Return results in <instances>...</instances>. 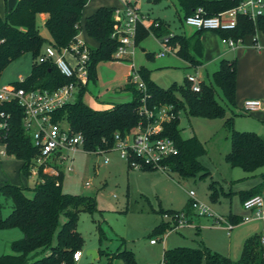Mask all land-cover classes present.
Listing matches in <instances>:
<instances>
[{
	"label": "trees",
	"instance_id": "trees-1",
	"mask_svg": "<svg viewBox=\"0 0 264 264\" xmlns=\"http://www.w3.org/2000/svg\"><path fill=\"white\" fill-rule=\"evenodd\" d=\"M88 0H15L10 8L0 14V74L6 65L30 52L34 57L31 73L23 82L14 81L17 86L25 89H54L65 83L64 77L56 67L47 62L36 61L46 44L69 47L79 39L82 9ZM182 18L200 7L208 15L216 14L236 4L237 0H175ZM114 7L99 6L85 19V29L89 37L96 42L95 47H88L89 72L88 82L96 77V64L110 60L117 47L115 39L110 37L115 20ZM43 13L45 26L49 33L48 42L40 34L36 18ZM158 21V25L153 24ZM148 27L138 25L135 41L148 31H152L159 39L169 33L168 24L160 19L153 20ZM258 28L264 36V13L259 15L254 23L245 16L237 17L236 26L229 30H214L220 36L241 38ZM203 29L186 30L172 33L170 44L177 54L193 64H201L202 53L200 33ZM145 83L146 106H171L174 117L162 122V134L174 139L178 147L177 154L166 159L168 169L188 175L201 165L197 157L205 151L203 144L195 136L183 137L180 134L179 112L185 110L190 115L207 117H222L223 126L229 132L230 150L226 160L231 166H240L244 171L253 172L258 168L260 180L246 190L239 191V197L245 198L261 194L264 196V138L252 131H239L233 127L234 114L226 115V108L216 99V89L212 82H199V90L190 88L189 81L173 82L167 87H161L153 82L147 72L140 70ZM130 75L123 89L132 94L130 100L112 102L103 108H93L82 100V94L87 84L77 90V98L68 101L52 112V120L66 119L68 127L73 132L83 135V148L89 152L109 151L114 144V135L126 136L134 133L138 127L146 124L144 115L139 111L140 89L129 82ZM213 81L228 104H235L236 60L221 58L218 67L213 71ZM87 82V83H88ZM0 110L9 114V126L2 141L8 154L21 161L19 172L24 177L30 175V166L39 150L33 146L28 133L23 128V112L15 102L0 103ZM133 160L140 161L133 156ZM127 165L130 167L129 163ZM142 169H156L142 165ZM63 172L49 174L38 167L37 180L33 187V195L24 193L26 186L5 181L0 184V195L9 201L10 212L2 218L1 209L4 202L0 200V226L16 225L22 231V236L11 242L12 252L0 255V264H74L72 253L81 248L82 236L76 228L78 215L81 211L96 210L95 200L91 196L66 193L62 190ZM58 182V184H56ZM213 186V185H212ZM216 190H214L215 193ZM191 200L187 202L184 211L187 215ZM163 211V210H161ZM173 214L179 211H164ZM163 212V213H164ZM60 215L65 219L59 223ZM241 217L232 215L231 222L240 221ZM172 224L161 220L150 232L158 234L165 232ZM57 229L56 243L53 244ZM115 257L122 264H135L133 252L128 249L118 250ZM160 264H264V246L260 242V234L246 238L241 252L232 259L218 251L211 250L202 241L196 246L175 245L163 249Z\"/></svg>",
	"mask_w": 264,
	"mask_h": 264
},
{
	"label": "rangeland",
	"instance_id": "rangeland-1",
	"mask_svg": "<svg viewBox=\"0 0 264 264\" xmlns=\"http://www.w3.org/2000/svg\"><path fill=\"white\" fill-rule=\"evenodd\" d=\"M14 1L0 0V14L3 15L5 9L10 8ZM262 2L261 9L264 12V0ZM122 5V0L86 2L78 32L79 40L84 46H96L95 40L89 37L85 29L86 17L99 6H112L120 10ZM135 5L139 8L141 21L147 27L152 19L156 18L167 23L168 30L172 33L180 32L182 24L186 30L191 28L183 22L175 0H138ZM45 17V14H38L36 23L40 34L48 42L49 33L45 26ZM253 37H257L259 46L253 43ZM263 38L262 32L256 27L255 31L246 34L243 42H239L237 46L246 45L250 41L259 49L260 40ZM201 42L202 60L205 64L198 69L197 75L203 78V81L214 84L216 99L226 108V115L234 114L235 129L252 131L264 138V120L255 116L254 111L241 110V102L237 98L234 105L228 104L221 89L213 81V71L223 57L221 51L227 49L221 42V36L214 30L203 29ZM160 49L159 39L152 31H148L137 40L133 48L129 47V57L98 62L95 67V80L87 83L82 100L91 107L101 108L112 102L131 99V92L123 89L126 76L138 74L140 70L147 72L150 79L161 87H167L173 82L182 83L187 73H196L186 60L174 52L157 55ZM228 50L224 57L234 58L233 50ZM33 61L32 54L26 52L9 62L0 74V86L29 76ZM76 94L77 92L70 101L77 98ZM179 117L181 136L195 135L205 149L197 157L201 166L191 174L181 175L171 169L146 170L129 167L119 151L114 148L99 152L79 149L71 154V161L62 164V190L66 193L91 196L96 206L93 212L81 211L78 215L76 228L82 236L81 257L74 264H122L120 258L114 255L123 249L133 252L135 264H160L163 249L174 245L193 246L196 244L192 239L198 238L203 239L212 249L236 259L246 238L258 231V227L254 225L262 224L261 220L239 221L231 224L229 228L227 217L231 214L242 217L250 213L243 207L239 191L250 188L260 180L259 171L262 167L247 172L240 166L230 165L226 160V154L230 150L229 132L223 126L222 117L190 115L183 109L180 110ZM59 125L67 128L68 122L63 118ZM0 149L5 148L1 146ZM8 160L11 163H8ZM68 164L71 165V170L65 169ZM19 165V159L1 155L0 184L5 181L23 184L26 186L25 195L31 197V188L37 176L20 175ZM86 181L89 182L88 185L85 184ZM0 200L4 202L1 209V217L4 218L10 212V205L1 195ZM190 200L196 201L207 211L201 213L199 207L191 205V218L183 227L168 233L150 235L153 227L165 220L164 211H181ZM217 216H220L221 220L217 221ZM64 219V215H60L59 223ZM201 224L205 225L196 228ZM217 225H223L225 228L216 229ZM56 235L57 229L53 244L56 243ZM21 236L22 231L18 226L1 225L0 255L12 252L11 242ZM150 238H155L156 242L151 243ZM89 250L95 252L94 257L88 253Z\"/></svg>",
	"mask_w": 264,
	"mask_h": 264
},
{
	"label": "built area",
	"instance_id": "built-area-1",
	"mask_svg": "<svg viewBox=\"0 0 264 264\" xmlns=\"http://www.w3.org/2000/svg\"><path fill=\"white\" fill-rule=\"evenodd\" d=\"M138 0H122L123 5L120 10L114 9L113 18L115 23L110 37L115 39L117 47L112 53V58L130 56L129 47L134 46L138 25L141 22L139 8L135 5ZM262 0H237L236 4L222 10L216 14L208 15L200 7L194 12L183 17V22L197 29L229 30L236 26L237 17L245 16L254 23L259 15L263 14L261 7ZM116 13V14H115ZM155 26L158 21H154ZM172 33L159 38L161 49L157 55H165L173 51L169 38ZM241 38L221 36V42L230 48L237 46ZM253 43L257 46V37H253ZM79 39L69 47L57 48L52 44H46L41 53L37 55L36 61H47L53 64L56 69L68 80L54 89L32 88L25 89L17 86L14 82L0 86V103L15 101L23 112V128L28 133L30 140L38 150L39 154L33 159L30 166V174L37 176L39 166L49 174L63 172V163L71 161V154L83 148V135L80 132H73L69 127L62 128L58 121L52 120V112L63 106L77 92L81 85L87 84L89 72L88 48ZM186 80L190 83V88L194 91L199 90L198 76L196 73L186 74ZM25 77H20L17 82H23ZM129 82L135 85L142 92L139 98V111L144 115L146 124L126 136L114 135L112 149H117L121 157L129 163L130 167L141 168L148 165L161 170L168 169L166 159L177 154L178 147L173 138L162 134V122L174 117L171 106L153 107L148 109L146 106L145 83L140 75H130ZM241 108L244 111L256 109L264 110V95L256 98H245ZM9 126V114L0 110V144L5 143L2 138L5 136ZM89 152V151H88ZM0 154H8L6 149L0 150ZM138 157L140 161H135L132 157ZM106 162V159H104ZM66 170H71L70 164L66 165ZM58 184V182H56ZM89 184L88 181L85 182ZM190 194H193L190 192ZM243 207L250 211L241 217L240 221L246 222L253 219L264 222V196L254 194L245 198L242 202ZM193 207H199L201 213L207 210L199 206L196 201H191ZM172 226L165 233L176 230L183 226L188 220L184 211L173 214H164ZM221 220L220 216L216 217ZM231 227V223H228ZM150 242H156L155 238H150ZM260 242L264 246V223L260 233ZM74 261L81 257L80 249L72 253Z\"/></svg>",
	"mask_w": 264,
	"mask_h": 264
},
{
	"label": "crops",
	"instance_id": "crops-1",
	"mask_svg": "<svg viewBox=\"0 0 264 264\" xmlns=\"http://www.w3.org/2000/svg\"><path fill=\"white\" fill-rule=\"evenodd\" d=\"M147 1H150V0H147ZM115 9V8H114ZM40 14H43V13H40ZM153 20H157L156 18L155 19H152L151 22H153ZM150 22V23H151ZM182 24V23H181ZM139 26H142V27H147L145 26V24L141 21ZM195 28L191 27L189 30H193ZM182 31H186V29L183 27V24H182V29L180 30V32ZM201 34L202 32L200 33V41H201ZM258 41V40H257ZM137 41H135L136 43ZM243 42V40L241 41ZM260 43H261V47L259 49L255 48L250 41H248V43L246 45H241V46H236L234 48H230L228 46H226L227 49H224L223 51H221V55H223V57L221 58H226L224 57V55L229 52L228 49H231L233 50V55H234V58L232 59H235L236 60V78H235V98H237L241 103L239 104V108L241 110H243L241 108V104H242V101L245 99V98H256V97H261L264 95V38L260 40ZM201 45H202V42H201ZM45 46V45H44ZM43 46V47H44ZM43 49V48H42ZM174 53L177 54L176 52V49L173 47V51ZM202 52H203V45H202ZM129 57V56H128ZM182 58V57H181ZM220 58V59H221ZM200 61H201V64H199L198 66H194L192 65L191 63H188L189 66H191L194 71L196 72V74H198V69L199 68H202L204 67V62L202 60V53L199 57ZM227 59V58H226ZM185 60V59H184ZM220 61V60H219ZM216 66V65H215ZM218 67V65H217ZM216 67V68H217ZM189 74V73H187ZM148 77H149V74L147 73ZM128 76V75H127ZM126 76V77H127ZM186 76V75H185ZM184 76V78H185ZM198 76V75H197ZM150 78V77H149ZM198 79L200 81L203 80V78L199 77L198 76ZM152 80V79H151ZM153 81V80H152ZM127 82V80H126ZM154 82V81H153ZM156 83V82H155ZM126 84V83H125ZM157 84V83H156ZM158 85V84H157ZM170 85V84H169ZM128 91V90H127ZM75 95V94H74ZM131 98H132V94H131ZM130 100V99H129ZM108 106L105 105L103 107H106ZM101 107V108H103ZM93 108H98V107H93ZM254 111V114L255 116L259 117V118H262L264 120V110L262 109H256V110H253ZM2 145L0 144V147ZM1 150V149H0ZM1 155L3 154H0V157ZM6 156L8 157H14L13 155L11 154H5ZM8 163H11L9 160H8ZM20 165H21V161H20ZM19 165V167H20ZM18 172H19V168H18ZM19 174L21 175V173L19 172ZM31 175V174H30ZM191 215V214H190ZM187 215V218L188 220H190L191 216ZM233 214L229 215L227 217V220L233 224V223H236V222H231L230 221V217L232 216ZM253 220H257V219H253ZM252 221V220H250ZM250 221H246V222H250ZM262 221V220H261ZM239 222V221H237ZM263 221H262V224H258L257 226L254 225L255 227H258V231L254 234H260L261 233V229L263 227ZM158 224V223H157ZM205 224H201V225H198L196 226V228H199L200 226H203ZM183 227V226H181ZM181 227H179L178 229H180ZM216 229H220V228H225L223 225H217V227H215ZM177 230V229H176ZM253 235V234H251ZM249 235V236H251ZM248 236V237H249ZM195 244L197 245V243H199V241H202L207 247H209V245H207L203 239L201 238H198V239H192ZM196 245H193V246H196ZM175 246V245H174ZM243 246V245H242ZM211 250H215L217 251L216 249H212L211 247H209ZM220 250V249H219ZM219 252V251H218ZM229 252H230V249H229ZM221 253V252H220ZM231 253V252H230ZM224 255H227L225 253H222ZM229 256V255H227ZM230 257V256H229ZM231 258V257H230Z\"/></svg>",
	"mask_w": 264,
	"mask_h": 264
},
{
	"label": "water",
	"instance_id": "water-1",
	"mask_svg": "<svg viewBox=\"0 0 264 264\" xmlns=\"http://www.w3.org/2000/svg\"><path fill=\"white\" fill-rule=\"evenodd\" d=\"M88 253L91 254L92 257H94V255H95V252L93 250H89Z\"/></svg>",
	"mask_w": 264,
	"mask_h": 264
}]
</instances>
